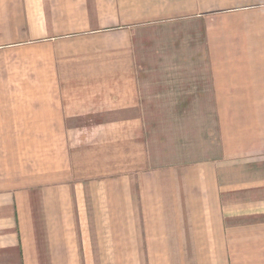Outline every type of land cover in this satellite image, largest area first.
Returning a JSON list of instances; mask_svg holds the SVG:
<instances>
[{
  "label": "crops",
  "instance_id": "obj_1",
  "mask_svg": "<svg viewBox=\"0 0 264 264\" xmlns=\"http://www.w3.org/2000/svg\"><path fill=\"white\" fill-rule=\"evenodd\" d=\"M0 264H264V0H0Z\"/></svg>",
  "mask_w": 264,
  "mask_h": 264
}]
</instances>
